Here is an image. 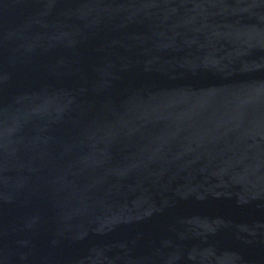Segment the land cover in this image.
Instances as JSON below:
<instances>
[{
  "label": "water",
  "instance_id": "water-1",
  "mask_svg": "<svg viewBox=\"0 0 264 264\" xmlns=\"http://www.w3.org/2000/svg\"><path fill=\"white\" fill-rule=\"evenodd\" d=\"M0 264H264V0H0Z\"/></svg>",
  "mask_w": 264,
  "mask_h": 264
}]
</instances>
